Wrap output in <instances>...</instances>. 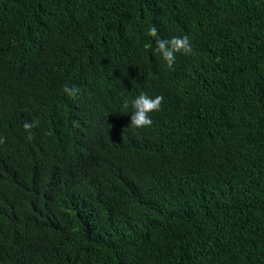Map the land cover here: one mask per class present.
Masks as SVG:
<instances>
[{
	"label": "trees",
	"instance_id": "1",
	"mask_svg": "<svg viewBox=\"0 0 264 264\" xmlns=\"http://www.w3.org/2000/svg\"><path fill=\"white\" fill-rule=\"evenodd\" d=\"M0 141V264H264V0H0Z\"/></svg>",
	"mask_w": 264,
	"mask_h": 264
},
{
	"label": "clouds",
	"instance_id": "2",
	"mask_svg": "<svg viewBox=\"0 0 264 264\" xmlns=\"http://www.w3.org/2000/svg\"><path fill=\"white\" fill-rule=\"evenodd\" d=\"M150 34L153 37H157L156 51L161 53L164 60L167 61L168 65L171 66L174 62V55L176 51L183 50L185 53H189L192 50L189 37L178 36L173 37L171 40L163 39L158 37L157 29L155 27L150 28ZM68 91V87L65 86V92ZM79 89H76L78 92ZM162 96H149L146 93H140L131 101V106L134 109L131 113V124L135 126L151 125L152 119L149 113L153 110H158L161 105ZM24 127L30 129L33 127L32 123H25ZM2 142V141H0Z\"/></svg>",
	"mask_w": 264,
	"mask_h": 264
}]
</instances>
